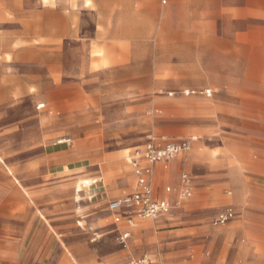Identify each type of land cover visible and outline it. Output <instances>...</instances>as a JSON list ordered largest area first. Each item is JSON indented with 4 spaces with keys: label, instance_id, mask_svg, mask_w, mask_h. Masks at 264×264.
Here are the masks:
<instances>
[{
    "label": "rangeland",
    "instance_id": "374dc122",
    "mask_svg": "<svg viewBox=\"0 0 264 264\" xmlns=\"http://www.w3.org/2000/svg\"><path fill=\"white\" fill-rule=\"evenodd\" d=\"M53 6V0H0V161L35 160L43 146L69 140L61 145L67 160L103 167L107 153L124 150L123 165L152 136L190 144L195 139L186 137L194 134L198 146L185 171L195 190L172 217L141 220L121 243L125 230L115 231L106 204L89 200L87 189L76 195L87 179L80 172L62 177L58 193L45 183L31 207L44 209L38 220L50 233L40 239L43 262L34 264L145 257L157 264L162 254L166 264H264L263 74L238 73L220 88L181 87V67L195 64L203 50L182 36L181 24L166 27L159 0L110 8L104 20L97 8ZM37 32L44 38L25 39ZM101 34L108 36L103 49L95 40ZM124 176L119 169L104 177V186ZM229 203L234 213L217 223ZM28 223L35 230L39 222Z\"/></svg>",
    "mask_w": 264,
    "mask_h": 264
},
{
    "label": "crops",
    "instance_id": "0c3cea01",
    "mask_svg": "<svg viewBox=\"0 0 264 264\" xmlns=\"http://www.w3.org/2000/svg\"><path fill=\"white\" fill-rule=\"evenodd\" d=\"M159 1L162 6H166L164 10L166 27L181 24L185 30L182 36L188 40H196L197 46L202 47L203 50L198 54L195 64L181 67V87L190 89L220 88L226 84L231 86L236 81L238 73H246V79L248 74L253 73H260L264 76V0ZM135 2L136 0H53V7L61 9L97 8L102 10L104 20L110 8L127 9L131 8ZM212 26L215 27L214 31H210ZM194 27H197V32L191 31ZM39 38H44L41 32H37L33 37L29 35L25 37V39L32 40ZM97 39L102 49L108 46V36L101 34L99 38H95ZM109 39L118 43L125 41L126 38L113 36ZM250 78L253 79L251 76ZM206 96L210 97L209 90H206ZM43 107L42 104L38 109ZM161 137L152 136L143 145L132 148L133 151L123 158L125 159L123 165L120 162V153L124 150L107 153L108 165L96 167L100 165L96 163L85 165L75 159H65L66 156L63 154L68 149L61 146L64 145L63 143L58 142L60 146L57 144L43 146L42 154L35 160L0 161V233L5 238L0 240V264L43 262L46 250L41 248L40 239L50 232L45 224L39 221L45 213L44 209L39 212V205L36 206V211L31 207L32 197L44 192V189H39L45 183H52V189L58 193L59 180L69 173L80 172L81 177L87 178L84 180L91 181L90 186L82 187L83 180L79 185L81 186L80 192H77V188L75 189L76 195L87 189L88 194L91 195L89 200L94 198L98 205L106 204L105 211L108 213V218L112 219L111 224L115 227V231L120 233L126 230L130 237L133 236L141 220L135 219L133 226L122 229L119 224L115 223L114 218L116 215H123V211L111 212L107 206L110 202L139 189L138 176L131 166V161L136 158L135 153L142 150L148 143L160 146L166 140L173 141L171 139L163 141ZM196 137L194 134H189L186 138L195 139L190 142V149L180 152L166 165L159 162L149 164L143 159L136 160L141 169L149 168L150 172L145 179L153 199L166 200L171 205L167 215L152 221L172 217V211L183 209L194 199V178L185 170L193 159L192 152L198 146ZM126 166L129 171L126 170ZM177 167H180L178 173L175 171ZM119 169L125 176L117 178L114 186H104V177H110ZM183 176L187 177V183L182 182ZM166 188H170L169 193L166 192ZM184 188L190 191V197L181 198L179 196L178 191ZM223 208L215 217V221L219 224L225 223L230 214L234 213L231 203ZM221 217L226 218L223 223H220ZM27 221H38L39 223L34 230L32 224ZM166 258L167 254H162V257L160 255L157 264H166ZM145 259L148 264H155L149 258L145 257ZM137 260L141 259L131 258L127 263Z\"/></svg>",
    "mask_w": 264,
    "mask_h": 264
},
{
    "label": "built area",
    "instance_id": "2783aa9c",
    "mask_svg": "<svg viewBox=\"0 0 264 264\" xmlns=\"http://www.w3.org/2000/svg\"><path fill=\"white\" fill-rule=\"evenodd\" d=\"M69 140H61L58 143H69ZM190 149L188 142H175L164 141L163 145L157 146L153 143L146 144L142 150L135 153L136 158L131 161V166L135 174L138 176L139 189L130 194L123 196L119 199L112 201L108 209L111 212L123 211V215H116L114 218L115 223L125 227H131L135 219L139 220H153L169 213L170 203L166 200H155L152 197L151 190L146 183L145 177L149 174V168L141 169L137 163V159H143L149 164L163 163L168 164L180 152H185ZM182 182L187 183V177H182ZM166 192H170V188H166ZM191 193L188 189L184 188L181 191L182 198L190 197ZM226 220L221 217L220 223ZM122 223V224H121ZM130 237L128 231H123L120 236L121 243H125ZM127 264H148L146 259L137 261H129Z\"/></svg>",
    "mask_w": 264,
    "mask_h": 264
},
{
    "label": "bare ground",
    "instance_id": "6f19581e",
    "mask_svg": "<svg viewBox=\"0 0 264 264\" xmlns=\"http://www.w3.org/2000/svg\"><path fill=\"white\" fill-rule=\"evenodd\" d=\"M58 142H60V141H58ZM14 175V174H13ZM90 184H91V181H88V180H84L83 182H82V187H88V186H90ZM81 188V186H78L77 187V192H80V189ZM87 195V194H86Z\"/></svg>",
    "mask_w": 264,
    "mask_h": 264
}]
</instances>
